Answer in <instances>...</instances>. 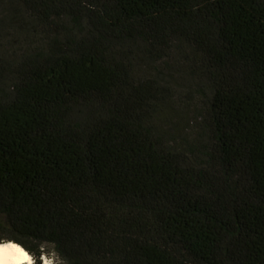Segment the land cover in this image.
<instances>
[{
  "label": "trees",
  "instance_id": "trees-1",
  "mask_svg": "<svg viewBox=\"0 0 264 264\" xmlns=\"http://www.w3.org/2000/svg\"><path fill=\"white\" fill-rule=\"evenodd\" d=\"M0 237L264 264V0H0Z\"/></svg>",
  "mask_w": 264,
  "mask_h": 264
},
{
  "label": "snow or ice",
  "instance_id": "snow-or-ice-1",
  "mask_svg": "<svg viewBox=\"0 0 264 264\" xmlns=\"http://www.w3.org/2000/svg\"><path fill=\"white\" fill-rule=\"evenodd\" d=\"M5 253H7L9 257L13 258L11 260V264H32L31 257L28 253L16 243H0V264H4L3 256ZM17 254H22L25 259L22 261H16L14 257Z\"/></svg>",
  "mask_w": 264,
  "mask_h": 264
},
{
  "label": "rangeland",
  "instance_id": "rangeland-1",
  "mask_svg": "<svg viewBox=\"0 0 264 264\" xmlns=\"http://www.w3.org/2000/svg\"><path fill=\"white\" fill-rule=\"evenodd\" d=\"M0 240H6L5 238H2L0 237ZM33 258V256H31ZM44 257V258H43ZM42 258V259H41ZM41 258L39 259L41 264H44V261L47 262V264H58L57 261H56V258L54 256V254H49L48 256L47 255H44V256H41ZM33 262H34V258H33ZM32 262V263H33Z\"/></svg>",
  "mask_w": 264,
  "mask_h": 264
},
{
  "label": "clouds",
  "instance_id": "clouds-1",
  "mask_svg": "<svg viewBox=\"0 0 264 264\" xmlns=\"http://www.w3.org/2000/svg\"><path fill=\"white\" fill-rule=\"evenodd\" d=\"M12 259H13V258L9 257L7 253H5L4 256H3L4 264H11V260H12ZM14 259H15L16 261H22V260H24L25 258L23 257L22 254H17V255L14 257Z\"/></svg>",
  "mask_w": 264,
  "mask_h": 264
},
{
  "label": "bare ground",
  "instance_id": "bare-ground-1",
  "mask_svg": "<svg viewBox=\"0 0 264 264\" xmlns=\"http://www.w3.org/2000/svg\"><path fill=\"white\" fill-rule=\"evenodd\" d=\"M15 243V242H13V241H1L0 243ZM17 244V243H16ZM19 245V244H18ZM20 246V245H19ZM21 248H23L22 246H20ZM23 250L25 251V252H27L24 248H23ZM28 253V252H27ZM28 255L31 257V255L28 253ZM44 258V257H43ZM31 260H32V262H33V258L31 257ZM44 264H47V262L46 261H44Z\"/></svg>",
  "mask_w": 264,
  "mask_h": 264
}]
</instances>
